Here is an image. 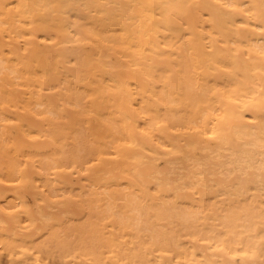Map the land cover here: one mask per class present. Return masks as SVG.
<instances>
[{"label": "bare ground", "instance_id": "bare-ground-1", "mask_svg": "<svg viewBox=\"0 0 264 264\" xmlns=\"http://www.w3.org/2000/svg\"><path fill=\"white\" fill-rule=\"evenodd\" d=\"M262 111L264 0H0V264H264ZM198 148L215 178L153 175ZM17 181L84 220L34 237Z\"/></svg>", "mask_w": 264, "mask_h": 264}, {"label": "rangeland", "instance_id": "rangeland-1", "mask_svg": "<svg viewBox=\"0 0 264 264\" xmlns=\"http://www.w3.org/2000/svg\"><path fill=\"white\" fill-rule=\"evenodd\" d=\"M5 27H7V25H5ZM86 48H89V46H86ZM105 59H106L107 64H108V68L110 70H112L113 73L117 72L123 68V67L112 68V64L117 63L115 61L116 56L112 55L111 57H107ZM8 88L10 90L12 89L11 87H8ZM55 90L57 91V89H55ZM43 109L44 108L42 106L36 108L37 111H41ZM71 109H75V108L72 107ZM8 110L12 111L10 114H11V116H14L16 108L9 106ZM259 116H260L259 120H263L264 119V112L263 111L259 112ZM40 117H41V115L38 116V118H40ZM0 124H1L0 130H8V131L13 132V134L15 133L14 132L15 124H16L15 121H11L10 123H8L6 121H0ZM24 129L26 131H31L32 135H34V133H35V129L33 127L27 126ZM31 139H32V137H29V141L25 142L26 147H28V148H30ZM0 141H1V138H0ZM212 147H214V143H212ZM220 152H222L223 154L229 153L228 150H220ZM193 159H196V161ZM193 159H186V158L181 157V158H178L177 160H175V162L173 164H170V165H166V163H164V161H158V169L160 170V172H154L153 175H155V176L158 175L159 177H161V176L164 177V176L168 175L170 177H173V176H176L179 174H187L190 170H195V171H202V173L198 174V176L210 177L212 179V178H215V175L206 173L203 169L204 167L202 168V166H198V163L205 160V159L206 160L209 159V162L205 164V168H208V167L216 168V167H220L218 165V163L220 161L226 159V157L225 156L224 157L217 156L216 152L212 153L211 155H207L206 151H202L200 148H198L196 150V153H195V156ZM233 165H235V164H230L228 166L230 168H233ZM225 167H226V165L222 166V168L219 169V170H223L224 173L217 174L216 178H219V177H222V178L226 177V179L230 178V179H232V182H233L232 184H234L230 188L237 187L240 184L239 179L235 178L234 176L238 171H235L228 176L227 175L228 170H226ZM169 169L171 170V172L167 174L166 171H168ZM248 170L250 172L257 171L256 168H249ZM129 175H131V174H129ZM129 175H127V176H129ZM123 181H124V179H123ZM153 182H155L154 179L152 180V183ZM210 182H211L210 184H212L213 180H211ZM3 187H5L4 189L6 190L7 194L16 195V193H18L19 195H21V197L29 205V208L34 212V215L36 217L38 216L35 220V225L30 227V230H29L30 233L33 231L34 232L37 231L36 234L34 235V237H39L43 234H46L45 229L40 227L44 222L43 218H45V217L42 218V216H41V213H43V212H48V215H50V216H61L68 224H78L84 220L82 214H79L78 212H73V209H71L70 207H67L64 209H61L58 207L57 208H49L46 205L43 206L42 204H41V206H43V207H41V206L39 207L38 204L34 200V198L36 197V194L34 192H31L32 190H35V189H32L31 191L27 190L28 188L19 186L18 181L15 183H10V184L6 183L3 185ZM199 187L202 189L205 188L202 185H199ZM187 193H189V194L191 193V188L187 189ZM251 193H253V191H251ZM98 205H100V204H98ZM100 207H101V205H100ZM165 221H162L163 225H165L167 223V220H165ZM0 227L2 229L3 228L6 229L7 227H10V225L8 223L1 222ZM200 227H202V225ZM124 238H125L124 239L125 241H129V239H131V235L129 234V232L126 234V236ZM192 242H194L196 244V246ZM207 242H208V240H205L203 236H201L200 239L196 240V241L192 240L189 236H184L182 238V244H181L180 248L182 250H184V247H187V246L195 247V249L198 253H201V252L205 253L206 252L209 254L210 251L209 250L206 251ZM238 247H240V245H238ZM218 259H221V258H218ZM259 259H262V258H259ZM259 259L252 262V264H261V263H259L260 262ZM219 261L221 262V260H219Z\"/></svg>", "mask_w": 264, "mask_h": 264}]
</instances>
